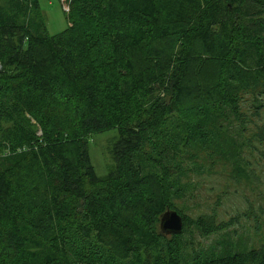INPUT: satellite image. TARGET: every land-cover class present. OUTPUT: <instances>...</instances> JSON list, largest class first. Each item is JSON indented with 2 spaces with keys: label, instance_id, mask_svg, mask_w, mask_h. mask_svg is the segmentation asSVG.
<instances>
[{
  "label": "trees",
  "instance_id": "1",
  "mask_svg": "<svg viewBox=\"0 0 264 264\" xmlns=\"http://www.w3.org/2000/svg\"><path fill=\"white\" fill-rule=\"evenodd\" d=\"M67 4L50 35L39 0H0V264H264V245L191 251L193 226L230 223L177 206L188 160L239 158L245 98L264 106V0ZM113 128L102 177L88 144ZM170 209L180 233L161 229Z\"/></svg>",
  "mask_w": 264,
  "mask_h": 264
},
{
  "label": "rangeland",
  "instance_id": "2",
  "mask_svg": "<svg viewBox=\"0 0 264 264\" xmlns=\"http://www.w3.org/2000/svg\"><path fill=\"white\" fill-rule=\"evenodd\" d=\"M39 1L43 31L50 35L64 31L70 22L67 0ZM242 111L248 121L241 136L244 142L237 138V143L243 145L239 158L216 157L211 163L205 153L198 152L194 166L191 160L187 162L193 167L185 179L191 181V188L177 200L178 209L191 219L205 217L219 224L230 223L229 228L208 235L193 226V233L185 235L192 242L191 251L220 256L246 253L264 245V146L251 139L256 125L264 122V106L257 107L248 96ZM236 125L234 122L233 127ZM118 136V129L113 128L89 140V154L99 176L108 174L114 164L111 148Z\"/></svg>",
  "mask_w": 264,
  "mask_h": 264
},
{
  "label": "water",
  "instance_id": "3",
  "mask_svg": "<svg viewBox=\"0 0 264 264\" xmlns=\"http://www.w3.org/2000/svg\"><path fill=\"white\" fill-rule=\"evenodd\" d=\"M161 229L167 234H176L184 229L182 215L176 210H168L161 217Z\"/></svg>",
  "mask_w": 264,
  "mask_h": 264
}]
</instances>
